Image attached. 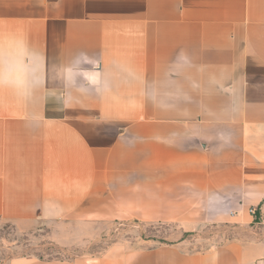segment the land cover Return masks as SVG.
<instances>
[{"label":"crops","instance_id":"crops-1","mask_svg":"<svg viewBox=\"0 0 264 264\" xmlns=\"http://www.w3.org/2000/svg\"><path fill=\"white\" fill-rule=\"evenodd\" d=\"M0 220L243 231L7 264H264V0H0Z\"/></svg>","mask_w":264,"mask_h":264},{"label":"rangeland","instance_id":"rangeland-1","mask_svg":"<svg viewBox=\"0 0 264 264\" xmlns=\"http://www.w3.org/2000/svg\"><path fill=\"white\" fill-rule=\"evenodd\" d=\"M55 229L46 222L24 226L0 220V264L17 257L73 258L103 251L113 244L130 250L144 245L183 241L189 251H198L241 237V224L206 225L196 231L183 233L175 224L123 222L96 226L94 235L86 236L82 229ZM79 233V235L77 233ZM66 235L64 243L55 235ZM84 234V236H83Z\"/></svg>","mask_w":264,"mask_h":264},{"label":"built area","instance_id":"built-area-1","mask_svg":"<svg viewBox=\"0 0 264 264\" xmlns=\"http://www.w3.org/2000/svg\"><path fill=\"white\" fill-rule=\"evenodd\" d=\"M250 211H251L252 214H256V209L255 208H251Z\"/></svg>","mask_w":264,"mask_h":264}]
</instances>
